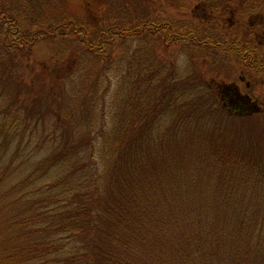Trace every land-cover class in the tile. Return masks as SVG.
<instances>
[{"label":"trees","instance_id":"obj_1","mask_svg":"<svg viewBox=\"0 0 264 264\" xmlns=\"http://www.w3.org/2000/svg\"><path fill=\"white\" fill-rule=\"evenodd\" d=\"M71 1L82 5L81 14L56 9L58 0H42L35 9L0 0V52L19 56L21 62L43 38H61L57 61L62 57L83 65L110 57L120 42L148 35L164 47H196L223 61L233 56L254 84V77H264V45L249 37L244 41L240 24L221 33L206 29L201 17L181 25L152 15L148 0H121L118 5L105 0L106 7L91 0ZM251 29L245 27V34ZM140 80L116 102L119 117L111 127L110 142H97L102 145L99 158L93 152V136L109 138L103 127L93 136L94 129L86 130L89 151L86 142H73L77 128L67 127L61 131L60 145L19 180V192L11 178L0 188V264H79L78 243L83 245V240L111 264H264V142H206L222 130L210 113L222 120L259 112L258 106L247 108L252 91L241 95L230 84L200 96V90L188 94L150 78ZM20 87L22 78L16 89ZM16 99L15 94L0 101V151L5 154L9 142L19 141L16 127L22 115L12 108ZM170 99H179L180 115L161 137L180 130L184 142H155L153 129L166 123ZM23 105L27 113L32 111ZM57 108L52 125L72 121V113L62 118ZM42 110L40 104L33 112L39 117ZM57 133V127L48 128L44 137L57 138ZM188 145L200 152L197 162L208 167L193 185L207 188L187 191L189 184H182L173 167L162 168L174 162L177 148L184 149L182 154ZM57 167L64 171L52 178ZM2 169L0 185L8 170L0 159ZM161 172L163 178H175V186L159 185Z\"/></svg>","mask_w":264,"mask_h":264},{"label":"rangeland","instance_id":"obj_2","mask_svg":"<svg viewBox=\"0 0 264 264\" xmlns=\"http://www.w3.org/2000/svg\"><path fill=\"white\" fill-rule=\"evenodd\" d=\"M13 1L16 5L24 4L34 9L42 3V0L40 2L39 0ZM58 1L56 9L61 11L67 8V11L81 14L79 11L82 10V5L75 2L73 4L71 0ZM62 1L66 3L65 7ZM91 1L97 7L100 3H106L105 0ZM109 1L116 5L121 2V0ZM103 6L106 7L105 4ZM148 8L152 15L160 16L170 22H178L181 25L189 21L196 23L201 17L200 22L204 23L203 26L206 29L215 28L221 33L230 30L235 24H240L239 32L244 41L249 37L255 43L264 45V0H148ZM245 27H253L254 30L251 29L252 33L246 35ZM61 40V38L55 40L43 38L30 51V57H23L21 62L19 56H9L0 52V101H6L8 97L16 94L17 99L12 108L18 109L22 115V120L19 119L16 127L19 141L9 142L6 154L3 149L0 151L1 161L5 160L8 165L6 181L0 185V188H4L7 179L10 178L18 185L19 180L28 175V171L36 169L40 160L60 145L61 131L64 128L76 127L77 136L73 142L80 145L86 142L88 151L90 145L87 142V129H94L90 134L93 136L96 130L103 127L105 129L103 133L110 137L104 139L97 133V139L94 140L93 136V142H110L111 127L116 117H119L116 102L126 93V90L131 89L137 82L142 83L140 78L144 81L150 78V82H158L165 86L172 85V89L176 92L182 89L188 94H194L200 90L202 93L200 96H207L205 93L216 91V89L218 93L230 84H235L241 95L251 90L249 94L252 95L247 94L250 96L247 108L253 111L258 106L256 109H259V112L248 115L249 117L235 116L222 120H219L221 116L217 113H210L212 119L218 118L216 121L222 130L209 135L206 142H264V77H254L256 80L254 84L248 75L240 70L241 61L239 59L232 56L223 61L219 56L201 50L197 51L196 47L177 44L164 47L159 40L145 35L118 43L110 57L101 58L96 63L86 60L81 65L77 64L75 59L68 61L64 58V61H61V57L57 61L56 52H61V44L59 45L58 41ZM21 78L23 87L16 89ZM41 90L43 92H40ZM39 92L41 94L34 100V103L38 102L34 111L33 98ZM178 100L170 99L165 104L166 106L170 103L171 107L166 108L167 113L163 116L166 123L160 128L153 129L155 142H184L181 139L183 137L180 130L179 134L171 136L170 132L167 137H161L165 127L172 126V121L180 115L179 107H176ZM23 103H27L28 109L32 110L30 113L26 112ZM40 104L43 110L39 119L38 113L34 114V112L39 111ZM105 104L110 107L106 108ZM58 106L62 118L66 114H73L72 121L66 120L56 126L52 125L55 120L53 111L58 110ZM221 106L223 107L222 104ZM219 111L223 114L224 109H219ZM35 115L39 120L35 121ZM54 127L58 130L57 138L55 136L44 137L48 128ZM192 142L195 147L198 145L196 142L199 141ZM188 146L189 148L182 154L180 153L184 149L177 148L172 155L174 162L166 163L167 167L162 166V168L173 167L174 174L182 179V184H189L190 187L184 188L187 191L194 188H207V186L193 185L194 178L198 174L203 176L208 167L197 162L201 159L198 158L200 152L193 149L191 145ZM15 147L21 149L19 154ZM101 147L102 145L97 143V148L93 151L97 158L102 154ZM12 152L13 158H11ZM62 171L64 170L61 167L55 168L51 173L52 178H56ZM3 172L2 169L0 175ZM157 182L159 185L170 187L176 184L175 178H163V172L160 173ZM19 191L20 186L18 185ZM78 247L79 253L82 254L76 258L79 264H87V261L91 264H111L102 256L100 258L99 255L90 251L84 240L83 245L81 242L78 243ZM69 255L73 254L69 253ZM68 262L61 260L59 264Z\"/></svg>","mask_w":264,"mask_h":264}]
</instances>
